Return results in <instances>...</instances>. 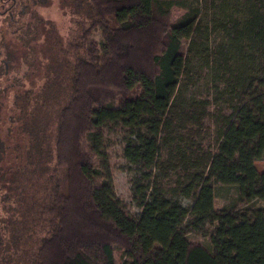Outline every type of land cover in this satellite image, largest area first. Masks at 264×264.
I'll return each mask as SVG.
<instances>
[{
  "label": "trees",
  "instance_id": "1",
  "mask_svg": "<svg viewBox=\"0 0 264 264\" xmlns=\"http://www.w3.org/2000/svg\"><path fill=\"white\" fill-rule=\"evenodd\" d=\"M65 1L57 5L72 12ZM84 1L87 25L75 40L34 13L18 26L45 86L14 101L36 120V142L30 145L33 132L19 113L0 138V264H264V207H249L264 203V172L255 166L264 161V0L228 1L236 13L226 15L230 6L224 7V18L214 22L223 42L214 46L208 35L197 39L208 0L77 2ZM174 8L185 10L175 22ZM97 29L101 45L90 37ZM193 53L214 69V101L227 100L230 113L218 125L213 151L193 143L188 154L186 130L212 115L207 101L178 100ZM63 58L71 77L68 85L65 76L53 84L49 97L48 65ZM113 126L125 130L123 155L135 167V216L98 167L104 132ZM161 142L170 146L159 164L162 182L173 187L154 174ZM221 189L233 195L216 209Z\"/></svg>",
  "mask_w": 264,
  "mask_h": 264
},
{
  "label": "rangeland",
  "instance_id": "2",
  "mask_svg": "<svg viewBox=\"0 0 264 264\" xmlns=\"http://www.w3.org/2000/svg\"><path fill=\"white\" fill-rule=\"evenodd\" d=\"M58 1L59 0H13V2H10L0 0V94L5 87H9L7 89L6 98L1 100L5 105L0 110V138L2 139L4 134H6V127L12 122L11 117H15L18 113L19 118L24 119L26 117L27 111L25 108H15V97L17 95L23 96V94L29 90H34V94H37V92L45 86V76L42 77L38 71L34 73V70L38 69V58L35 54L36 58L32 59L33 50H29L28 54L30 55L27 54V50L22 42L23 36L18 28H21L23 24L27 26L31 13H34L36 18L41 17L48 21H54L61 31V34L65 37V40L68 41L80 37L82 33L81 26L87 25V22L83 19V16L86 15L89 10L85 1L79 3L77 2L78 0H66V3H70L72 12L61 10L57 5ZM60 1L63 2V0ZM228 1L233 5V3L239 0H208V2L203 3L200 14V25L203 34L197 36L199 42H204L206 35L210 36L208 39L210 46L223 42L222 33L214 30V22L224 18V7L230 6ZM224 3L225 6H223ZM27 8V13L22 16L20 12ZM4 11L5 13L2 14ZM184 11L185 10L181 8H174L172 21H177L184 14ZM135 12L145 11L138 10ZM232 13H236L235 7L230 6L227 8L226 15H231ZM90 37L99 45L103 43L100 29L94 30ZM189 44L190 41L188 40L182 42V52L184 54H187ZM196 47L197 46H195V48ZM232 59L234 68L235 65L238 67V64L235 62L237 58L234 59L232 57ZM213 70L212 66L206 64L202 56L193 53L189 57L187 72L184 74L180 84V92L178 93L179 102L189 103L193 100L198 102L207 101L209 102L207 104V110L214 116L211 117V115L208 117L203 123L204 126H190L186 130L187 143L183 144L182 148L187 150L188 154L189 147L193 146V143H195V146L200 145L204 153L213 151L217 143L218 125L220 121L223 120V115L230 113L229 104L225 103L227 100H222L218 103L214 101L218 83L214 80L216 73ZM71 74V64L68 59L63 58L62 61L52 60V63L48 65V78L50 80L47 83L49 84L47 89L45 88V92L48 94L47 96L52 97V87H55L64 76L66 85H68L67 81H69ZM223 74L224 72L221 71L219 73L220 77H222ZM57 90L58 89H54V93ZM64 91L65 93L63 95H67L66 88ZM224 98L226 99L227 96ZM21 103H23V100H21ZM25 120L26 126L33 132L30 143V145H32V140L33 143L36 142L35 133L38 131V126L35 125L36 120L34 118H25ZM125 139L126 132L119 126H113L105 130L102 142L103 147L101 148L102 154L101 158L99 157L98 167L102 172V177L112 182L116 196L122 201L125 211L129 215L135 216L139 211L133 198L132 190V178L134 177L135 167L129 165L124 158L123 149L125 146ZM169 147H166L163 142H161L159 146V153L156 157L158 168L154 171L159 183L162 182L163 177V172L159 164L166 160ZM255 166L260 173L264 172V161H257ZM3 168L4 162L1 161L0 170L3 171ZM164 180L165 181L162 182L163 186H174V183L169 182L165 177ZM232 195V193L226 190H219L215 202L216 209L223 208L228 203L226 198L229 197L231 199ZM182 202L186 207H191L193 205V201L188 199H182ZM249 207H264V203L256 201ZM10 226L14 227L13 224H10ZM189 237L208 247L211 246L208 238L195 234H191ZM126 260L127 259H123V261Z\"/></svg>",
  "mask_w": 264,
  "mask_h": 264
},
{
  "label": "flooded vegetation",
  "instance_id": "3",
  "mask_svg": "<svg viewBox=\"0 0 264 264\" xmlns=\"http://www.w3.org/2000/svg\"><path fill=\"white\" fill-rule=\"evenodd\" d=\"M2 1H7V0H2ZM8 1L13 2V0H8ZM3 13H5V11L2 12V14H3ZM8 13L11 14L10 12H8Z\"/></svg>",
  "mask_w": 264,
  "mask_h": 264
}]
</instances>
